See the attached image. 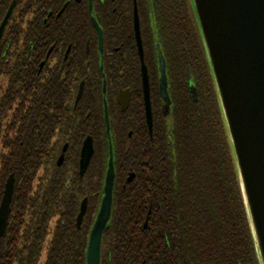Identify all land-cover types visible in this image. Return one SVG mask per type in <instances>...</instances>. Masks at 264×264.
I'll return each mask as SVG.
<instances>
[{"label":"trees","instance_id":"16d2710c","mask_svg":"<svg viewBox=\"0 0 264 264\" xmlns=\"http://www.w3.org/2000/svg\"><path fill=\"white\" fill-rule=\"evenodd\" d=\"M16 3L13 16L17 10L23 12L12 17V25L16 22L6 31L5 42L13 37L15 27L25 22V0ZM8 4L0 0V20ZM168 4L175 16L170 22L173 31L179 33L178 39L189 41L178 51L183 57L173 63V78L192 76L202 88L203 101L186 102L182 124L172 132L160 130L149 138L144 128L140 144L133 142L121 151L116 139H111L117 134L115 129L110 125L108 134L97 117L91 119L94 155L84 176L78 174L81 138L70 142L63 164L57 166V144L26 143L23 133L32 127L22 126L21 103L14 115L19 121L11 126L13 142L0 143V199L9 176L15 180L8 229L0 241V264H86L88 232L96 206L92 211L87 209L79 229L76 218L82 200L90 194L88 187L104 183L109 140L115 188L111 219L102 241L105 254L108 243L113 248L108 264H260L223 113L213 78L206 71L191 0H164L163 17ZM0 50L3 79L15 72L8 66L16 48L3 44ZM14 63L22 61L15 57ZM54 129L47 123L41 135L49 138ZM128 173L135 178L125 184ZM105 254L102 256L107 261Z\"/></svg>","mask_w":264,"mask_h":264},{"label":"flooded vegetation","instance_id":"af4514ba","mask_svg":"<svg viewBox=\"0 0 264 264\" xmlns=\"http://www.w3.org/2000/svg\"><path fill=\"white\" fill-rule=\"evenodd\" d=\"M6 1H9V4L0 25L10 5L15 2L14 9L17 6L16 0ZM163 1L25 0V22L17 25L13 37L5 42L6 31L13 29L16 22L12 25V17L23 12L22 9L17 10L13 16V9L0 39V46L4 44L10 48L15 47L14 58L21 59L22 64L16 65L14 58L10 59L8 68L15 72L9 74L7 78L3 76L2 79L0 76V143L13 142L15 135L11 126L14 121H19L14 115L22 103L24 113L22 126L29 129L32 127L26 134L23 133L24 138L26 135V143L57 144L55 151L57 166L63 164L70 142H78V138H81L78 154L80 176L79 162L85 139L92 138L94 150V138L89 134L92 128L91 119L97 117L108 134L110 125L113 130L115 129L117 134H113L111 139L113 137L116 139L120 151L126 146L129 148L133 142L140 144L144 128L148 137L152 138L153 132L156 134L158 131L161 133L160 130L172 132L176 126L181 125L183 117L181 111L185 103H201L203 91L199 84L192 81V76L188 79H184V75L181 79L173 78V63L183 57L178 51L189 44V41L178 39L179 33L173 31L170 22L175 16L170 4L167 5L166 17L162 16ZM134 9L138 18L140 52L135 32ZM94 22L102 33L101 47ZM116 30L117 32H114ZM95 38L96 41L93 42ZM200 40L206 60V71L212 76L201 35ZM183 53L184 60L187 61L188 50ZM160 59L164 64L167 103L160 91ZM143 67L149 87L151 134L143 91ZM19 69L23 72H19ZM81 87L82 93L78 100ZM121 97L123 104L128 99L124 110L119 102ZM21 100L23 102H20ZM47 123L55 128L49 138L41 135ZM60 128L65 131L60 132ZM37 134H40V137ZM109 141V145H112V141ZM131 175L133 181L135 175L128 173L125 184H129L127 180ZM1 181L3 178L0 165ZM121 188L124 189L125 185ZM88 189L90 194L84 198L87 200V209L91 208L92 211V206L96 207L93 212V223L88 232L87 248L104 198V183L91 185ZM9 217L10 213L5 232L8 229ZM110 219L111 217L101 236L99 264H108L111 251L113 252L109 243L107 254L102 249L103 236ZM109 233L110 231H107L106 236H109ZM102 253L108 256L107 261Z\"/></svg>","mask_w":264,"mask_h":264},{"label":"water","instance_id":"95a60500","mask_svg":"<svg viewBox=\"0 0 264 264\" xmlns=\"http://www.w3.org/2000/svg\"><path fill=\"white\" fill-rule=\"evenodd\" d=\"M191 4L233 150L259 263L264 264V227L258 226L252 210L253 201L257 205L264 204V0H191ZM14 5L15 2L10 5L0 25V39ZM136 12L134 9L135 32L140 52ZM94 25L101 47L102 33L96 22ZM142 72L147 122L151 134L149 87L144 67ZM160 73V91L167 103L162 59H160ZM81 93L82 87L78 100ZM119 102L124 110L128 99L123 104L121 97ZM93 152L92 138L85 139L79 162L80 176H83L87 170ZM61 160L62 157L59 163ZM114 177L113 151L112 146L109 145L104 198L89 237L86 264H99L100 261L101 236L111 216ZM132 178L131 175L127 183H130ZM14 183V177L9 176L0 203V241L7 226ZM86 209L87 200L84 199L77 216L78 229ZM146 225L147 222L144 226Z\"/></svg>","mask_w":264,"mask_h":264},{"label":"snow or ice","instance_id":"6c2138e0","mask_svg":"<svg viewBox=\"0 0 264 264\" xmlns=\"http://www.w3.org/2000/svg\"><path fill=\"white\" fill-rule=\"evenodd\" d=\"M252 210L256 216L258 226L264 227V204L257 205L256 202L253 201Z\"/></svg>","mask_w":264,"mask_h":264}]
</instances>
